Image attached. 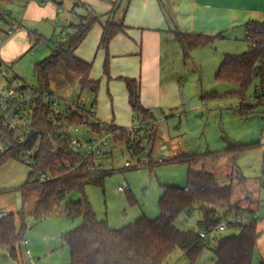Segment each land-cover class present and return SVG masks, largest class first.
<instances>
[{"label": "trees", "instance_id": "16d2710c", "mask_svg": "<svg viewBox=\"0 0 264 264\" xmlns=\"http://www.w3.org/2000/svg\"><path fill=\"white\" fill-rule=\"evenodd\" d=\"M13 1L0 0V19L4 20L2 7L12 4ZM123 1L110 2L111 10L102 24L98 49L105 52L102 70L107 76L108 45L123 29L122 23L115 22L113 16L121 9ZM74 5L83 8L84 13L79 15L77 23H69L64 28L59 39L46 40L36 32L27 34L29 44L32 43L27 51L31 52L33 46L40 42L50 48L49 55L36 61L33 66L35 86L39 90L38 95L31 98L33 107L30 130L35 133L28 143L19 144L11 139L13 132L5 133L12 147L9 151L0 153L2 164L9 159L19 161L21 152L32 149L36 144L38 147L33 153V163L26 181L17 188L22 209L18 211L16 219L20 226H16L15 218L11 214L0 219V249L7 254L5 258L8 257L17 264H23L20 243L26 230L24 219L27 214H30L36 223L54 215L66 194L74 189L82 192L87 183L102 185L104 178L114 172L94 168L88 162H82L72 170L63 167L66 161L71 167L79 161V153L73 152L68 145L71 138L70 128L84 127L87 133L98 135L110 132L116 145L132 141L122 128L94 121L91 112L84 109L70 116L66 123L67 131L59 137L54 136L56 129L50 122L49 106L45 101L51 94L50 73L58 66H62L65 71L75 76L80 92L89 91L96 94L99 88V82L90 77L91 63L78 59L74 52L92 26L100 23V16L86 3L78 1ZM244 30L247 36L246 52L238 55L225 54L214 75L216 81L237 85L238 89L232 94L239 99L236 111L240 116L254 113L259 106L257 101L262 98L259 96L254 104L243 100L245 90L253 79H260L261 88L264 86V23L247 21ZM174 39L181 48L182 59L185 62L192 50L210 45L215 37L174 32ZM2 66L0 62V68ZM121 80L125 84L132 112L147 121L148 110L142 109L137 80L133 78ZM216 97L219 96L206 94L201 96V99ZM224 140L227 141L228 147L213 154L210 152L181 154L166 163H156L148 157L146 167L175 162L186 166V186L162 187L158 200L160 214L154 220L141 217L133 224L113 229L105 220L96 219L85 196L67 202L61 211L62 214L70 220H80L75 229L61 236L69 248V264H163L176 249L181 250L187 264H197L208 251L214 257L212 264H253V255L260 235L256 228L258 215L251 207L256 201L249 196L241 199L234 194L235 186L246 184L245 177L238 169L237 160L250 146L231 143L227 138ZM257 146L262 147V172L260 177H257L255 185L264 190V141L258 142ZM128 152L139 155L143 153V148L132 142ZM209 159L213 161L225 159L229 166L225 182H220L213 173L205 169ZM45 171H49L55 177L47 183L37 184V174ZM246 202L248 203L245 206ZM193 215L197 217L196 229H181L175 225L179 216L186 220ZM220 226H224V229L219 230ZM224 230L231 233L222 236L220 232ZM200 233H204V237H201Z\"/></svg>", "mask_w": 264, "mask_h": 264}, {"label": "rangeland", "instance_id": "374dc122", "mask_svg": "<svg viewBox=\"0 0 264 264\" xmlns=\"http://www.w3.org/2000/svg\"><path fill=\"white\" fill-rule=\"evenodd\" d=\"M125 4H127V1L123 3V5ZM61 8L63 13H65L66 7L64 3H61ZM93 10L100 16V20L106 17L98 9L93 8ZM83 13V8L78 6L74 8L70 16L72 23H77L79 15ZM117 18L118 16L116 20H118ZM64 24H66L65 21H60L58 27ZM6 25L0 19V31L7 28L8 26ZM38 27L41 29L42 37L46 40L52 38L56 40L61 35V28L52 32V28L46 23H41ZM21 30L16 33L21 52L11 60L8 59L5 62L11 51L3 53L4 46L9 42H6V40L10 38H4L3 41H0V62L5 63L3 66L5 65L7 68L6 74L0 79V90L7 86L12 88L35 86L34 63L44 59L50 53V48L43 42L33 46L31 52L27 51L32 46V43L27 44L26 40V46L24 45L25 34L22 33L23 29ZM176 44H173L176 48L174 47L173 50L170 48L172 53L167 64L168 82L171 80L169 84L170 95L168 97L171 107L175 108L170 112L167 111V113L160 110L159 107L154 109L152 113L158 121V125L155 127V138L160 140V138L163 139L168 136L171 140H177L179 144L182 143L185 146L186 152L190 154L221 152L228 147L227 141L224 140L225 138L237 145L250 146L237 160L238 169L245 177L246 184L245 186H235L234 194L241 199L249 196L250 199L256 201L251 207L258 215L256 228L260 235L252 263L259 264L264 262V190L259 189L255 182L262 172V148L257 146V143L264 141V98L257 101L259 106H257L254 113L240 116L236 111L239 99L232 94L238 89L237 85L216 81L214 76L223 56L225 54L238 55L246 52L247 43L246 41L236 42L232 40L222 43V45H215L214 42L192 50L185 62ZM183 62L186 64L184 65ZM103 73L102 64L95 65L93 62L90 75L92 74V76L102 81L103 77L106 80L107 76ZM13 78L16 79L14 80ZM260 85V79H253L244 93L243 100L246 103H253L256 94L255 90ZM115 87H120V84ZM64 89L77 90V93L70 96H64L66 95V90L60 92L63 98H67L66 100L69 102L74 101L80 93L77 84ZM54 94L58 95L59 92L54 91ZM206 94H215L219 97L201 99V96ZM116 96L120 98L119 93ZM80 99H83L85 110L98 114L100 119L105 120L104 116L110 109L104 101L106 99V91L102 89V83L96 94L83 91ZM93 103L94 106L92 107ZM120 114L122 121L117 123L120 124L126 121V124L120 125L125 127L127 122L130 123V112L121 110ZM134 119H136V115ZM84 133L85 128L82 127L73 134L84 141L88 137ZM149 136H151V133ZM150 145L148 144L149 148ZM107 148L104 155L98 158V167L103 170H113L114 172L104 178L102 185L87 183L82 192L74 189L61 200L57 213L37 223L30 214L25 216L24 225L26 230L24 239L28 241L27 248H29L32 255L25 256L21 249V261L23 264H69V248L61 236L75 229L80 224V220H70L62 214L61 211L67 202L76 201L85 196L97 220H105L110 228L119 229L131 223L133 224L134 221L141 217H145L148 220L156 219L160 214L158 200L164 185H172L178 188L186 186V166L181 163L175 162L136 170H122L124 162L131 159L125 145L118 144L114 146L113 143H110ZM19 165L27 167L22 163H19ZM205 167L220 182H225L224 178L229 166L224 159L217 161L209 159ZM20 174V169L16 168L15 165L0 164V188L5 187L8 189L10 184L20 179ZM122 181L126 182L129 188L126 193L117 191V187L122 184ZM0 192V201L5 199L11 206L16 207L18 211L22 209L20 194L16 188L8 192ZM247 203H245V206ZM196 221V215L186 220L179 216L175 221V225L181 229H196ZM17 226L19 227L20 223ZM230 233L229 230L220 232L222 236H227ZM1 257L0 264H16L8 257L7 259H2ZM213 259L212 253L208 251L197 264H212ZM163 264H187V261L183 257L181 250L176 249Z\"/></svg>", "mask_w": 264, "mask_h": 264}, {"label": "crops", "instance_id": "0c3cea01", "mask_svg": "<svg viewBox=\"0 0 264 264\" xmlns=\"http://www.w3.org/2000/svg\"><path fill=\"white\" fill-rule=\"evenodd\" d=\"M78 1L98 9L99 12H103L102 15H107L111 10L110 2L114 0H14L12 4L2 7L4 17V20H2L8 27L0 31V41L9 37L10 39L6 40V42H9L4 46L3 53L5 54L7 51H11V54L6 58L5 62L8 59L11 60L15 56H18L21 52L20 44L18 45L17 42L18 37L16 36L18 31H22L21 29H23L22 33L25 34V46L26 40L27 44H29L27 37L29 32H36L41 35V29L38 27L41 23L49 25L52 28V32L61 28L60 33L63 35L62 30L64 26L72 23L70 16L74 8H76L74 3ZM126 1L127 4L123 5ZM126 1H123L121 9L115 12L113 16L115 22L122 23L123 29L111 39L108 45V77L106 76V80L103 77L101 81V79H97L92 74L90 75L92 79L99 82V86L102 83V89L106 91V99L104 101L110 110L106 112V116H104L105 120L100 119L98 114L93 112L91 113L92 118L99 123L112 124L118 128H126L134 124H140L141 122H143L141 124L149 125L151 127V139L148 141V144L151 145L150 148L148 147V151H150L149 154L153 161L157 158L158 146L161 143L168 145L167 147L172 158L181 154L190 155V153L186 152L185 146L182 143L179 144L177 140H171L168 136L163 139L160 138V140L155 138V127L158 125V121L152 112L156 107H159L160 110L166 113L175 108L171 107L169 101V84L171 80L168 82L167 76V64L172 53L170 52V48L172 50L174 47L176 48L173 44L177 43L174 39V32L215 37V45H222V43L224 44L232 40L236 42L246 41L247 36L244 30V24L251 20L264 23V0ZM61 3L66 4L68 7L65 13H63V9L61 8ZM117 16L118 20H116ZM105 20L106 17L102 18L100 23L92 26L74 52L78 59L91 63V69L93 62L95 65L103 64L105 58V52L98 49V43L102 33V24ZM60 21H65L66 24L58 27ZM9 31L11 32L9 33ZM176 45H178L181 52L179 44ZM1 63L5 64L3 62ZM122 78H133L137 80L139 84L140 103L143 109L148 110L147 121H144L141 116L132 112L129 106L130 104L128 103L125 84L121 80ZM73 84H77L78 86L75 76L65 71L62 66H58L50 73V89L53 94L54 91L59 92L58 95L55 94L57 96L63 98L60 92L64 90H66V95L64 96L77 93L75 89H64L73 86ZM118 84H120V87H115ZM117 93L120 94V98L116 96ZM80 95L81 92L77 95L76 99H80ZM82 105L85 110L83 99ZM121 110L130 112V123L127 122L125 127L120 125L126 124V121L120 124L117 123L122 121L120 117ZM149 112H151V117L152 115L154 116V119L149 118ZM135 115L136 119H134ZM84 134L87 135L86 132ZM17 163L10 159L4 162L5 165H15L16 168L20 169L21 174L18 181L10 184L8 189L5 187L0 188V191L8 192L13 188L17 190L26 181L29 168ZM104 171L108 170L104 169ZM1 200L0 210H5L13 215L17 226V208L11 206L5 199ZM27 245L28 241L26 248ZM21 249L23 251V248ZM27 249L29 250V248ZM6 255L5 251L0 249L1 258L7 259L5 258ZM30 255L32 253L29 250Z\"/></svg>", "mask_w": 264, "mask_h": 264}, {"label": "built area", "instance_id": "2783aa9c", "mask_svg": "<svg viewBox=\"0 0 264 264\" xmlns=\"http://www.w3.org/2000/svg\"><path fill=\"white\" fill-rule=\"evenodd\" d=\"M11 31H9L10 33ZM32 51V50H31ZM6 68L3 66L0 69V77L6 74ZM39 90L36 86H22L19 88H12L7 86L0 90V153L7 152L11 149L12 145L5 137V133L13 132L11 137L12 141L15 143H25V139L30 130V124L32 119V104L31 98L38 95ZM255 98L253 104L257 101L259 96L264 98V86L261 88L257 87L255 90ZM261 98V99H262ZM67 98H62L51 92L45 98L46 103L49 106V118L51 124L56 129L55 137H59L63 132L67 131L68 128L66 123L72 114L79 113L80 109H83L82 100L75 99L73 103L66 100ZM82 127H73L70 128L71 138L69 140V147L73 152L79 153V161L70 166L66 161L64 162L65 168L72 170L77 167L82 162H88L92 164L94 168H100L98 158H100L107 151V147L110 143H113L115 146V141L113 134L103 133L98 134H89L87 133L86 140L82 141L80 138L75 137L73 133L78 132ZM125 131L131 142H127L125 145L127 151L130 149L132 142L138 144L140 148H143V153L139 155H132L130 160L124 162L125 169L133 168H143L148 164V157L150 154L148 151V141L149 135L151 132V127L146 124H134L126 128H122ZM31 140V139H30ZM29 140V141H30ZM28 141V142H29ZM27 142V143H28ZM146 146V147H145ZM37 144L30 150H26L20 153L19 163L26 165L29 169L33 163V153L37 149ZM159 155V156H158ZM158 155L154 162L162 163L169 162L172 159V155L165 145L161 143L158 146ZM151 158V157H150ZM152 160V159H151ZM153 161V160H152ZM55 176L49 171L40 172L36 176L37 184H44L52 180ZM128 190L126 182L122 181L117 187V191L124 193ZM9 213L5 210H0V219L7 218ZM224 226H220L219 230H223ZM201 237H204V233H200ZM27 241L25 239L21 240V246L23 248V253L25 256H29V250L26 248Z\"/></svg>", "mask_w": 264, "mask_h": 264}, {"label": "water", "instance_id": "95a60500", "mask_svg": "<svg viewBox=\"0 0 264 264\" xmlns=\"http://www.w3.org/2000/svg\"><path fill=\"white\" fill-rule=\"evenodd\" d=\"M64 5H65L66 9L68 10L67 5H66V4H64ZM142 109H143V108H142ZM149 118L154 119V116H153V115H152V117H151V112H149ZM34 133H35V132L32 131V130L29 131V133L27 134V137H26V139H25V143H27V142L32 138V136L34 135ZM201 167L203 168V167H204V164H202Z\"/></svg>", "mask_w": 264, "mask_h": 264}]
</instances>
